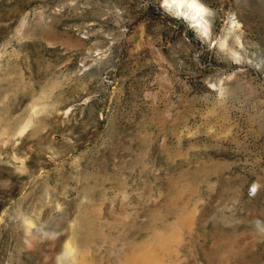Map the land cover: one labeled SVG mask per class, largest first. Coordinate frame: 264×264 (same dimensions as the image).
<instances>
[{
    "label": "rangeland",
    "instance_id": "374dc122",
    "mask_svg": "<svg viewBox=\"0 0 264 264\" xmlns=\"http://www.w3.org/2000/svg\"><path fill=\"white\" fill-rule=\"evenodd\" d=\"M197 1L0 0V264H264V0Z\"/></svg>",
    "mask_w": 264,
    "mask_h": 264
},
{
    "label": "bare ground",
    "instance_id": "6f19581e",
    "mask_svg": "<svg viewBox=\"0 0 264 264\" xmlns=\"http://www.w3.org/2000/svg\"><path fill=\"white\" fill-rule=\"evenodd\" d=\"M176 1L179 2V4H181V5H184L187 7H192L193 9L196 10V12L199 13V15H202L203 12L205 11V7L202 4H200L197 0H176ZM167 4H169V3H167ZM29 224H30V222H29ZM71 248H72L71 245L67 244V246H66L67 252H69V251L71 252ZM141 259H142L143 264H145L146 261L150 260V258L148 256H142Z\"/></svg>",
    "mask_w": 264,
    "mask_h": 264
}]
</instances>
